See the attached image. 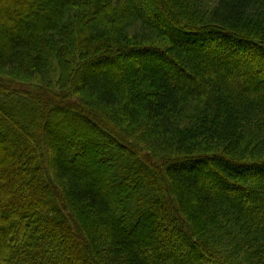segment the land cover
<instances>
[{"label": "trees", "instance_id": "obj_1", "mask_svg": "<svg viewBox=\"0 0 264 264\" xmlns=\"http://www.w3.org/2000/svg\"><path fill=\"white\" fill-rule=\"evenodd\" d=\"M146 5L0 0V264H264V0Z\"/></svg>", "mask_w": 264, "mask_h": 264}, {"label": "rangeland", "instance_id": "obj_2", "mask_svg": "<svg viewBox=\"0 0 264 264\" xmlns=\"http://www.w3.org/2000/svg\"><path fill=\"white\" fill-rule=\"evenodd\" d=\"M148 1L149 0H144V3H145V6H147L146 4H148ZM150 13V12H149ZM155 13V15H157V16H160V14H158L156 11L154 12ZM151 14V16H153V13H150ZM154 15V16H155ZM153 16V17H154ZM4 33H6V31L4 32ZM3 37V39L6 37V36H2ZM5 41V40H4ZM198 52H199V50H198ZM200 54V53H199ZM221 60H206L205 62H204V66H206V67H216V66H221V67H225V68H223L222 70L224 71L226 68H228L229 70V72H231V73H233V74H231V76H234V75H236L234 72H236V65H232V63H226V64H223V65H218V63L220 62ZM139 63V64H138ZM154 63V60H147V59H137V58H132L131 60H129V61H127V62H125V63H121V66H127V65H140V66H151L152 64ZM112 63H110V64H108V65H104V66H102V67H99V68H97V69H100V70H103V69H107L108 70V68H110ZM97 69H92L95 73H97ZM164 69L166 70V73H167V77L169 78V80H170V82L171 83H175V85L176 86H178V87H180V88H183L184 86H188L189 85V83H190V79L188 78V77H186V76H181L178 72H176L175 70H173L170 66H168L167 64H165L164 65ZM87 75V77H89L88 76V74H86ZM252 81V80H251ZM249 83V82H248ZM184 172V171H183ZM202 177H203V179H206V182L208 183V184H210V186H212V187H214V188H216V183L214 182V180L212 179V177L210 176H208V177H206V175L205 174H202ZM99 180V179H98ZM220 189V187H217V189ZM218 189V190H219ZM183 190L184 191H187V193L189 194V191L187 190V188L186 187H184L183 188ZM231 195H235V194H231ZM141 245H143V243H141ZM143 248V247H142ZM142 252H143V254H149V253H151L153 256H155V254H153L152 252H153V250L152 249H149V250H144V249H142ZM159 259H160V256H158V259L157 258H155V260H158L159 261Z\"/></svg>", "mask_w": 264, "mask_h": 264}]
</instances>
